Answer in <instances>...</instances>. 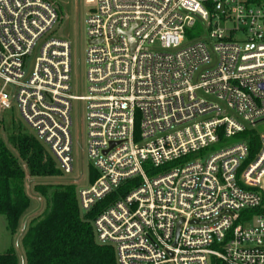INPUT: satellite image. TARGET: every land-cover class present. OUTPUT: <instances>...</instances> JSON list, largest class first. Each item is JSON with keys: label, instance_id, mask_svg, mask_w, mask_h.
Instances as JSON below:
<instances>
[{"label": "built area", "instance_id": "built-area-1", "mask_svg": "<svg viewBox=\"0 0 264 264\" xmlns=\"http://www.w3.org/2000/svg\"><path fill=\"white\" fill-rule=\"evenodd\" d=\"M85 3L82 96L72 86L71 44L46 39L62 21L56 1L0 0V112L16 104L62 175H71L72 113L76 104L81 126L84 106L98 177L78 190L81 210L140 180L93 222L117 264H264V135L254 159L244 136L264 121V6Z\"/></svg>", "mask_w": 264, "mask_h": 264}, {"label": "trees", "instance_id": "trees-1", "mask_svg": "<svg viewBox=\"0 0 264 264\" xmlns=\"http://www.w3.org/2000/svg\"><path fill=\"white\" fill-rule=\"evenodd\" d=\"M260 1L247 0L251 4H260ZM2 128L0 123V131ZM8 136L6 143L0 135V216L5 217L7 230L14 236L31 206L26 187L28 179L46 180L63 175L33 136L23 134L14 125ZM244 136L252 156L259 145L258 134L251 131ZM93 173L95 178L91 184L98 177L94 170ZM139 181L125 183L90 212L81 210L75 184H36L34 191L45 206L40 214L30 219L20 239L24 264H117L113 247L97 243L93 222L106 207L138 186ZM21 262L14 248L0 254V264Z\"/></svg>", "mask_w": 264, "mask_h": 264}, {"label": "rangeland", "instance_id": "rangeland-1", "mask_svg": "<svg viewBox=\"0 0 264 264\" xmlns=\"http://www.w3.org/2000/svg\"><path fill=\"white\" fill-rule=\"evenodd\" d=\"M58 4L61 14L62 21L57 24L54 29L47 35L46 39H56V40H65L71 44V66H72V86L76 93L85 96L87 94V64H86V51L88 48V40L86 34V18L91 11V6L85 3V0H55ZM246 1V0H243ZM251 4V3H249ZM253 5V4H251ZM260 6H264V0L260 1ZM196 34L199 33V36H204L206 30L201 24H197L195 29ZM238 40H243V36H239ZM43 40L38 43V46L34 49L32 55L26 59L24 71L27 75L33 71L35 60L40 56L41 47ZM159 47V44L155 48ZM81 83L80 91H77V87ZM85 109L83 106L81 118L82 123L80 126L79 123V112L78 107L74 104V110L72 113L73 126L71 129V134L74 144V172L71 175H63L59 178L53 179H28L27 182V192L31 198V206L21 221V226L19 232L11 236L7 230L6 219L3 216H0V254H4L9 251L11 248H14L18 252L19 257L24 259V253L22 252L19 240V248L17 247V240L19 234L22 230L24 223L26 226L30 221L32 215L40 214L44 209L43 199L34 191L36 184H59V183H73L77 186V189L86 188L91 185V181L95 178L93 173V167L91 161L88 157L87 151V131H86V120H85ZM0 123L3 124V128L0 131L2 139L7 143L8 135L12 132V125L16 128H19L23 134L31 135L34 137L32 130L22 121L20 114L18 113L16 104L14 108L10 111L0 112ZM82 130V133H79V130ZM256 133L259 136L264 135V121L260 122L255 129ZM232 143V141H229ZM10 146V145H9ZM221 146H214L211 149L212 151H217ZM14 151V149L10 146ZM259 147H257L258 150ZM256 152L253 154L252 159L256 157ZM15 152V151H14ZM16 153V152H15ZM50 155V154H49ZM50 157H52L50 155ZM38 199L42 201L41 203ZM25 226V229H26Z\"/></svg>", "mask_w": 264, "mask_h": 264}, {"label": "water", "instance_id": "water-1", "mask_svg": "<svg viewBox=\"0 0 264 264\" xmlns=\"http://www.w3.org/2000/svg\"><path fill=\"white\" fill-rule=\"evenodd\" d=\"M130 38H131V35H130V33H129V35H128ZM262 89H264V86H262ZM263 188H264V180H263ZM39 201H40V203H41V208H42V201H41V199H38ZM37 214H34V215H32V217H35ZM183 221H181L180 223H179V225H178V227H177V231H176V235H177V237H178V234H179V230H180V224L182 223ZM25 226H26V222L24 223V225H23V227H22V230H21V232H20V234H19V237H18V240H17V247L19 248V240L21 239V237L23 236V234H24V232H25ZM22 259V258H21ZM21 264H24V259H22V262H21Z\"/></svg>", "mask_w": 264, "mask_h": 264}]
</instances>
